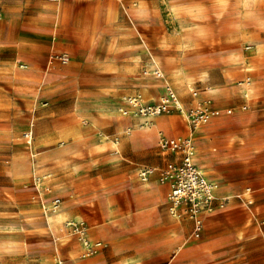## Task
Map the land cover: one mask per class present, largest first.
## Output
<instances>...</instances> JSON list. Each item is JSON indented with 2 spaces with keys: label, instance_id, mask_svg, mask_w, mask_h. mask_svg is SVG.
<instances>
[{
  "label": "rangeland",
  "instance_id": "obj_1",
  "mask_svg": "<svg viewBox=\"0 0 264 264\" xmlns=\"http://www.w3.org/2000/svg\"><path fill=\"white\" fill-rule=\"evenodd\" d=\"M71 1L61 5L64 16L55 29L57 7L46 0H0L5 10L0 95L11 99L9 115L0 113V127L13 129L9 145L2 143L9 151L0 154V264H184L173 256L161 262L136 254L156 230V216L143 226L129 206L138 183L146 180L145 168L125 145L120 156V144L116 155L104 140L121 141L124 134L117 129L124 125V130L132 127L136 145L142 133L133 130L144 118L134 116L129 98L158 104L168 85L185 112L152 116L147 126L162 116L172 118L175 127L161 128V135L189 137L187 110L200 103L218 106L220 114L211 115L194 135L196 161L218 182L220 194L254 192L252 209L235 198L233 208L252 216L245 225L227 228L224 247L232 257L204 264H264V214L258 215L264 207L256 186L264 180V0H131L124 1L126 7L118 0L111 5L98 0L87 8ZM81 21L96 29L102 40L98 50L77 47L73 36ZM152 34L158 38V55L147 40ZM77 40L81 46L91 44L86 32ZM51 49L69 50L72 61L50 63ZM178 66L185 89H178L171 75ZM131 67L135 71L129 72ZM52 70L59 75L41 82L40 75ZM247 77L252 101L243 109L247 102L240 82ZM183 125L187 134L180 131ZM27 130L33 131L29 145L23 137ZM56 197L62 199L57 210ZM209 222L198 239L192 230V239L209 236Z\"/></svg>",
  "mask_w": 264,
  "mask_h": 264
},
{
  "label": "crops",
  "instance_id": "obj_2",
  "mask_svg": "<svg viewBox=\"0 0 264 264\" xmlns=\"http://www.w3.org/2000/svg\"><path fill=\"white\" fill-rule=\"evenodd\" d=\"M64 1L65 0H46V3L48 5L57 7V9L53 13L55 29H57L59 26L60 18L64 16V10L60 9L61 5L63 6V4L65 3ZM69 1L72 2L71 0ZM80 1L84 8L90 7L91 5L95 6L96 3L98 2V0H80ZM111 1L116 2L117 0H109L108 3L110 5H111ZM124 1L131 2V0H118V2H122L123 5L125 6ZM0 6L3 8L1 4ZM100 6L101 4L99 3L97 7H100ZM66 15L69 17V22L74 20L72 14L70 15L69 13L66 12ZM133 15H134L133 18L135 20V24L136 23L139 24L141 20H138V17H137L138 15L136 11L133 12ZM4 18H5V10H4ZM4 18L0 22V25L4 22ZM134 20H133V23H134ZM99 23H101V21ZM79 26L80 27L77 28V31L75 35L73 36L77 47L81 50L83 49H90V51L98 50L101 47L102 40L100 36H97L96 31H95L96 29L89 28L87 23L86 25H84L83 21L80 22ZM81 32H86L89 34V37L91 39L90 45L88 46L80 45V43L77 40V36ZM56 37H57V30H55L53 33V38L56 39ZM141 39L144 41V38L142 36H141ZM147 40L152 44L151 50L153 51V53L158 55L160 51L157 48L158 46L157 36L153 34L149 35V37H147ZM53 47H54V44L51 46V48ZM51 50L52 51L49 53V55L53 52L66 51L70 54L71 58L73 59V54L69 50H60V51L58 50L54 51V49H51ZM72 59L70 60V62L72 61ZM136 60L139 61V58H137ZM130 71L131 72L135 71V67H131L129 69V72ZM6 72L7 74H10L9 71H6ZM58 75L59 73L56 70H52L45 75L44 74L40 75V81L45 83V81H47V78H53L54 76L56 77ZM160 75H162V73ZM27 76L31 78L32 77L31 72H30V75H27ZM244 83L251 84L250 78L247 77L244 80ZM244 96L246 98L247 103L242 105V108L246 109L248 104H250V102L252 101V99L249 98V94L247 92H245ZM250 97H251V93H250ZM10 104H11V99L0 95V113L9 115L10 107L6 105H10ZM217 107L218 106H211L210 109L214 110V109H217ZM6 108L8 110H6ZM229 110H228V113H231L232 110L231 112H229ZM226 118L227 117L224 116L222 120H224L225 122L230 121V119H226ZM244 118L245 117L242 118L243 122L245 120ZM172 120L174 121V123H172ZM121 123L123 122L121 121ZM175 124H176L175 119L162 116V117L157 118L155 121H153L152 124H150L151 126L149 125L150 127L147 126V127H141V128L134 129L133 132L137 131L138 133H142V137L137 142L136 145H133L129 135H125L126 133H125L123 124H121L123 125L121 126V129H119V127L117 129L118 132H121V134H124L121 141H119V144L121 147L120 156H123L122 145H125L126 150L129 151V153L133 155L132 157H135L136 159H138V164L140 166H142L143 168L152 167L155 169V171L149 176L147 180H144L138 183V191L134 194V202L129 204V206L132 209L131 211H133L135 215L140 218V224L143 226L144 225L147 226L152 221V218L154 216L157 217L155 220L156 230L153 232V234L150 237V240L148 241L150 243L148 244L146 249H141L137 251L136 254L141 258H145V257L159 258L161 262L164 261L166 257L173 256L179 259L184 264H204L209 261H214V262L228 261L232 257V255H231V252L227 248L224 247L225 243L229 241L228 239L229 231H231V230H228L227 228L231 227L232 229H234V228L240 227V225H245L251 219V216H252L251 212L243 210V209L240 210V209L233 208L237 200L235 199V197L234 199L232 197L228 206L225 209H222V210L220 209L216 211L215 213L206 217L205 228H206V224L209 222L208 220H210L211 222H209L210 226L208 227V231H207L209 236H207L203 240L192 239V234H191V231L193 230V220L192 219H190L188 216L175 217L172 214H170L171 213L169 210L170 201H167L166 196H165L167 183H162L159 180V173H160L159 171L160 169L165 167L167 162L173 159L175 155L173 153L164 152L161 149L160 131L162 130L161 128L165 129V127L173 128L175 127ZM185 126L186 125H183L180 131L182 133L187 134L188 132L186 131ZM188 127H189L188 136H190L192 134L190 121L188 122ZM10 128H11L10 126L9 127L7 126L6 129L0 127V154L6 151H9L10 147L5 146V144H2V143L8 144L13 138V131H12L13 129H10ZM213 128H214V125L212 123L211 125L206 127V130L209 131V130H212ZM130 129H132V127H130ZM103 131L104 132L108 131V128H104ZM47 132H48L47 133L48 135L49 134L48 128H47ZM196 133L197 131H194L193 134L195 135ZM29 143H32V140L30 142L29 141L27 142L28 145ZM46 171L50 172L51 170H48L47 168ZM263 183H264V180L263 181L260 180L256 182V186L260 190V193H257L258 199L262 200L261 206L264 207V187H262ZM253 193L254 192H252V194ZM57 199H59L62 202L61 197H56L53 201ZM158 203H161V205H158ZM253 204L249 206H247V204L245 205L247 206V208L250 209ZM261 214H264V212L258 211V215H261ZM149 215L151 216V218L148 217ZM170 215H172L173 218L170 217ZM148 219H149V223L144 224V222H147ZM224 248L227 250H225Z\"/></svg>",
  "mask_w": 264,
  "mask_h": 264
},
{
  "label": "built area",
  "instance_id": "obj_3",
  "mask_svg": "<svg viewBox=\"0 0 264 264\" xmlns=\"http://www.w3.org/2000/svg\"><path fill=\"white\" fill-rule=\"evenodd\" d=\"M3 18L4 10L0 6V22ZM49 60L50 63L59 62L65 65L70 62L71 56L68 52L51 53ZM157 73L159 74V71ZM192 89L193 95L196 96L197 90ZM129 101L135 107L134 116L144 118L141 127L147 126L149 118L152 116L170 113L174 109L185 112L184 106L170 85L167 86V95L162 96L158 104L146 105L142 97H130ZM121 111L124 114L129 113L126 108H121ZM187 112L194 127L208 122L210 116L214 115L209 113L202 103L194 109L187 110ZM23 136L30 142L33 138V131L27 130L23 133ZM160 147L164 152L175 155L173 159L167 162L165 167L160 169L161 181L168 183L170 186V211L175 217L188 216L193 220V234L195 237L199 238L204 232L206 217L220 209H225L231 197L241 199L247 205L253 204L254 199L250 188L233 196L218 192L220 190L218 182L209 179L196 161V148L191 136L181 138L162 134ZM154 171L155 169L152 167L145 168L142 171L144 179L147 180Z\"/></svg>",
  "mask_w": 264,
  "mask_h": 264
},
{
  "label": "bare ground",
  "instance_id": "obj_4",
  "mask_svg": "<svg viewBox=\"0 0 264 264\" xmlns=\"http://www.w3.org/2000/svg\"><path fill=\"white\" fill-rule=\"evenodd\" d=\"M144 6H140V10L139 11H144ZM183 42V41H182ZM153 57H154V55H152ZM233 60V59H232ZM136 61H138V60H136ZM177 62V61H176ZM234 64V63H233ZM236 64V63H235ZM231 65V64H230ZM23 67V66H22ZM247 67V66H246ZM183 70V69H182ZM182 70L179 68V66H178V68H174L173 70H172V73H171V75H172V78H173V80L175 81V83L178 85V89H181L182 87H183V89H185V85H184V75H183V72H182ZM159 74H161V73H159ZM240 85H242V88H243V92H244V94H245V92H247L248 94H249V97H250V93H251V89H253L252 87V83L250 84H248V83H244V81H242V82H240ZM188 87H190L191 86V84H188L187 85ZM211 87V86H210ZM209 88V87H208ZM190 90H193L192 88H190ZM195 97V96H194ZM109 103V102H108ZM207 108V111L209 112V113H211V114H214V115H217V114H219L220 113V110H216V109H214V110H212V109H210V108H208V107H206ZM113 110V109H112ZM229 112H231V110H229ZM190 124H191V121H190ZM202 125V124H201ZM201 125H197L196 127H194L192 124H191V129H192V134L190 135L192 138H194L193 137V133H194V131H198L199 130V128H200V126ZM135 126H139V124L138 125H135ZM149 126V125H148ZM151 126V125H150ZM149 126V127H150ZM43 127V125H41V128ZM117 127V126H116ZM44 132V131H43ZM119 133V132H118ZM125 133L126 134H128L129 136H130V138H131V141L132 140H134V135L132 134V129H130V127H128L126 130H125ZM164 135V134H163ZM189 136V137H190ZM104 140L106 141V140H109V141H107L109 144H111V146L114 148V153L117 155V154H119V152H120V149H119V139L117 138V139H111L110 137H108V136H105V138H104ZM41 157V156H40ZM39 157V158H40ZM58 202H60V200L59 199H57V200H55L54 201V203H53V205H54V207H55V209L57 210L58 208H60L61 206L58 204ZM66 211V210H65ZM55 214V213H54ZM172 214V213H171ZM68 215H69V213H68ZM173 215V214H172ZM180 222V221H179ZM184 224V223H183ZM49 225V224H48ZM50 227V226H49ZM67 227V226H66ZM51 229V228H50ZM9 241H11V240H9ZM86 242L87 243H89L88 242V240H86ZM15 245H17V244H15ZM9 247V246H8ZM61 263H62V261H61Z\"/></svg>",
  "mask_w": 264,
  "mask_h": 264
}]
</instances>
